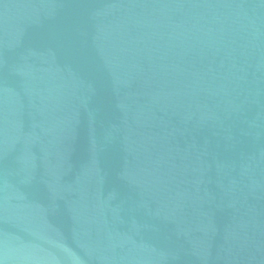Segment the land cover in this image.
Returning <instances> with one entry per match:
<instances>
[{
	"label": "water",
	"instance_id": "1",
	"mask_svg": "<svg viewBox=\"0 0 264 264\" xmlns=\"http://www.w3.org/2000/svg\"><path fill=\"white\" fill-rule=\"evenodd\" d=\"M0 264H264V0H0Z\"/></svg>",
	"mask_w": 264,
	"mask_h": 264
}]
</instances>
